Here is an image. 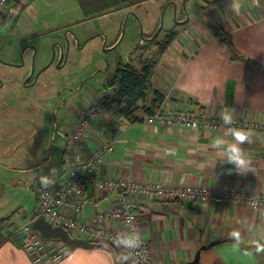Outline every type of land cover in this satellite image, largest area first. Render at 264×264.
Here are the masks:
<instances>
[{"label":"crops","instance_id":"crops-1","mask_svg":"<svg viewBox=\"0 0 264 264\" xmlns=\"http://www.w3.org/2000/svg\"><path fill=\"white\" fill-rule=\"evenodd\" d=\"M143 1L146 0H77L75 5L81 15H97ZM20 3L22 8L25 1ZM223 8L217 18L212 17L216 29L185 31L186 43L169 57L165 72L154 75L151 70L149 82L169 105L182 102L195 110L228 113L261 128L248 130V138L237 141L232 127L195 130L148 124L143 121L147 112L140 102L134 111L137 118L126 128L120 130L115 123L120 104L106 105L104 112L85 128L86 152L101 148L106 142L113 146L97 167L99 176L120 177L136 184L150 181L183 185L210 192L211 197L198 194L191 199L161 198L143 192L132 194L143 236L150 246L149 264H182L192 260L196 250L211 241L217 242L200 251L196 264H264V250H257L256 244L257 240L264 243V203L253 206L231 197V194L239 198L249 193L264 195V0H225ZM20 9L8 25L3 26L0 21V40L16 25ZM224 28L227 35L222 32ZM225 38L231 42L232 55L237 53L250 62L231 58ZM151 40L141 37L132 49ZM130 60L131 54L127 62L131 63ZM99 94L83 98L77 107L69 105L62 110L56 127L61 141L67 140L83 105ZM233 143L242 149L245 161L242 165L229 159V145ZM63 156L64 150L60 152V161L53 163L47 181L60 173ZM41 160L46 162L44 158ZM30 188L33 191L31 184ZM217 194L219 199L214 198ZM85 197L88 201L81 207L79 217L86 222L92 221L93 214H100L117 202L115 192L93 191L90 185ZM32 201L31 214L27 208L18 210L17 217L12 216L11 220L0 218V264H35L20 246L22 234L13 228L16 222L24 224L32 219L36 211L34 192ZM73 203L74 196L69 195L64 207L66 214H72ZM97 224L123 231L120 221L110 224L102 219ZM36 264L137 262L105 246H68L62 259L56 262L44 259Z\"/></svg>","mask_w":264,"mask_h":264},{"label":"rangeland","instance_id":"rangeland-1","mask_svg":"<svg viewBox=\"0 0 264 264\" xmlns=\"http://www.w3.org/2000/svg\"><path fill=\"white\" fill-rule=\"evenodd\" d=\"M215 1L146 0L97 15H81L77 0L24 3L16 25L0 40L2 220L17 217L22 209L32 213L30 184L47 181L53 163L60 161V152L66 148L67 142L61 141L56 130L62 110L77 107L83 98L99 92L104 93L98 97L104 98L105 105L116 63L119 58L127 61L129 54L136 68L147 64L154 75L165 72L169 57L186 43L190 28L216 29L212 17L224 9L225 0ZM151 31L157 33L150 42L132 49ZM222 32L227 35V29ZM170 33L174 36L162 54L161 46ZM20 226L16 222L13 228Z\"/></svg>","mask_w":264,"mask_h":264},{"label":"built area","instance_id":"built-area-1","mask_svg":"<svg viewBox=\"0 0 264 264\" xmlns=\"http://www.w3.org/2000/svg\"><path fill=\"white\" fill-rule=\"evenodd\" d=\"M21 1L27 0H0V21L3 26L8 25L15 18L21 8ZM105 93L109 96L112 90ZM100 95L103 96L104 93ZM98 99L99 97L80 110L79 117L67 136L62 167L58 176L51 181L37 180L32 183L35 214L30 221L21 224L16 230L22 234L20 246L35 264L44 259L56 262L64 257L68 249V245L63 240L54 242V238H43L31 228V221L37 216H42L51 225L64 227L72 236L109 245L114 250L131 256L137 264H149L150 246L143 236L137 210L131 199L132 194L134 192L151 193L157 197L170 199H191L198 194L211 197L210 192L205 189L197 190L189 186L165 185L150 181L136 184L120 177L99 176L97 167L104 155L113 150V146L111 142H106L101 148L85 151V128L89 121L103 113L106 107L104 98ZM143 121L148 124L179 126L195 130L201 127L212 130L223 127L245 130L261 128L259 124L241 121L237 117H231L230 120L225 121L224 114L221 112L209 113L200 109H191L182 102L169 105L163 100L144 116ZM115 123L121 130L129 126L131 120L120 113ZM88 185L93 191L115 192L117 196L116 204L100 214H93L91 222H86L79 217L81 207L88 201L85 197ZM69 195L74 196L72 214H66L64 211ZM219 197V194L214 196L217 199ZM231 197H236L253 206L264 203V195L249 193L240 195L241 198H239L236 194H231ZM102 219L108 220L110 224L120 221L123 231L118 232L98 225L97 221L101 222Z\"/></svg>","mask_w":264,"mask_h":264},{"label":"trees","instance_id":"trees-1","mask_svg":"<svg viewBox=\"0 0 264 264\" xmlns=\"http://www.w3.org/2000/svg\"><path fill=\"white\" fill-rule=\"evenodd\" d=\"M155 36L149 38L151 37L150 35L147 39L151 40ZM173 36L174 33L168 35L167 42L161 46L162 50L166 47ZM225 44L226 48L231 52V58H237L243 62H250V60L237 53L232 55V45L229 38H225ZM150 72L151 69L147 64L142 65L140 68H136L131 63L119 58L107 85L111 88L112 94L108 97L105 105L120 104V113L131 121L137 118L134 111L137 108L138 102L144 103L142 108L147 114L150 113L152 109L159 105L163 100V94L157 89L151 88L149 82ZM103 245L110 249L108 245ZM110 250L112 251V249Z\"/></svg>","mask_w":264,"mask_h":264},{"label":"water","instance_id":"water-1","mask_svg":"<svg viewBox=\"0 0 264 264\" xmlns=\"http://www.w3.org/2000/svg\"><path fill=\"white\" fill-rule=\"evenodd\" d=\"M208 2H211L213 0H206ZM174 11H175V4H174ZM161 23L159 24L157 30L161 28ZM157 33V31H156ZM155 33V34H156ZM155 34H152L151 37L155 36ZM61 60V57L60 59ZM31 228L39 233V235L43 238H58L63 240L68 246L70 247H84V248H97L100 246H104L102 243L98 242H91L89 240H86L82 237L78 236H72L67 229L60 225H51L45 218L42 216H37L31 221L30 224ZM217 241H211L208 244L202 245L199 247L198 250H196L195 255L192 260L183 262L182 264H196L198 261L199 253L202 249H205L207 247H210Z\"/></svg>","mask_w":264,"mask_h":264},{"label":"clouds","instance_id":"clouds-1","mask_svg":"<svg viewBox=\"0 0 264 264\" xmlns=\"http://www.w3.org/2000/svg\"><path fill=\"white\" fill-rule=\"evenodd\" d=\"M235 7H239L238 5H235ZM224 119L225 121H228L231 119V115L228 113H224ZM232 135L236 138L237 141H244L248 138L249 132L248 130H245L243 128H234L232 129ZM231 152L229 159L234 160L238 165H242L245 163L244 158L242 156V149L239 144L233 143L229 145ZM234 235H238V233H233ZM257 244V250H264V243H261L259 240L256 241ZM251 253H249L250 255Z\"/></svg>","mask_w":264,"mask_h":264}]
</instances>
